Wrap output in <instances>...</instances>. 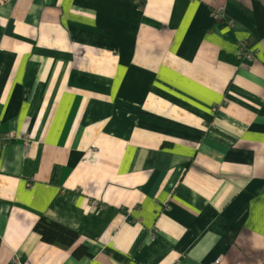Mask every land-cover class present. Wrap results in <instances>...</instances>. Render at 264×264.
<instances>
[{"label":"crops","instance_id":"obj_1","mask_svg":"<svg viewBox=\"0 0 264 264\" xmlns=\"http://www.w3.org/2000/svg\"><path fill=\"white\" fill-rule=\"evenodd\" d=\"M6 133L0 264H264V0H0Z\"/></svg>","mask_w":264,"mask_h":264},{"label":"trees","instance_id":"obj_2","mask_svg":"<svg viewBox=\"0 0 264 264\" xmlns=\"http://www.w3.org/2000/svg\"><path fill=\"white\" fill-rule=\"evenodd\" d=\"M34 231L38 233L41 240L50 245H58L63 248H70L77 240V234L72 230L62 227L52 221L40 217L34 227ZM72 256L81 258L82 256H89L87 249L79 246L74 249Z\"/></svg>","mask_w":264,"mask_h":264},{"label":"built area","instance_id":"obj_3","mask_svg":"<svg viewBox=\"0 0 264 264\" xmlns=\"http://www.w3.org/2000/svg\"><path fill=\"white\" fill-rule=\"evenodd\" d=\"M221 12H222V10H221ZM219 13H220V11H218V12H215L214 13V17H215V19H218L219 18V16L222 18L223 16H222V13H220V15H219ZM240 55L244 58V60H246V61H249V60H251V54L249 53V51H244V49L242 50V53H240ZM14 138V136L11 134V133H6V134H3V135H1L0 134V152L3 150V148L6 146V144H7V141L8 140H12ZM93 206H94V208H96V209H98V208H101V206H98L97 204H93ZM211 264H220V261L219 260H217V261H215V262H213V263H211ZM236 264H240V263H236Z\"/></svg>","mask_w":264,"mask_h":264}]
</instances>
